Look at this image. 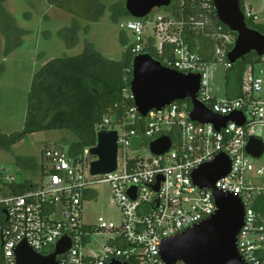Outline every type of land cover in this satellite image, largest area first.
<instances>
[{"label": "built area", "instance_id": "2783aa9c", "mask_svg": "<svg viewBox=\"0 0 264 264\" xmlns=\"http://www.w3.org/2000/svg\"><path fill=\"white\" fill-rule=\"evenodd\" d=\"M238 1L245 21L262 25L251 0ZM185 2L191 3V14H184ZM164 9L162 15H153L158 10L154 9L140 19L129 16L123 29L133 37L131 60L152 49L163 67L184 75L199 74L198 101L223 117L241 112L244 124L228 122L216 131L211 124L193 122L189 101H176L145 118L133 106L123 121L104 117L96 128L95 135L100 131L117 133V166L110 174H90V164L97 160L90 149L96 142L73 156L56 145L43 149L37 164L38 183L17 184L12 174L1 170V182L9 188L4 194L0 186L3 264H16L14 251L22 241L46 256L64 237L70 240V248L57 256L58 264H109L112 260L165 264L160 257L162 243L215 213L213 191L196 186L192 176L220 154L230 161V171L214 187L238 197L244 207L238 253L247 264H264V55L242 69L237 97L216 99L210 94L209 70L220 65L226 73L232 68L226 54L235 36L218 21L213 0H171ZM190 35L207 41L204 52L190 48ZM129 73L131 80V68ZM127 94L131 98L129 87ZM128 126L131 129H126ZM162 136L170 139L169 150L162 155L151 154L149 144ZM135 137L143 142L137 150L132 149ZM252 138L263 144L259 158L246 153ZM144 147L147 156L139 154ZM129 150L134 154L131 157ZM98 183L110 187L111 204L120 214L118 224L103 217L93 226L82 222L83 200ZM23 184L27 189L12 191ZM96 238L103 240L102 251L85 252Z\"/></svg>", "mask_w": 264, "mask_h": 264}, {"label": "rangeland", "instance_id": "374dc122", "mask_svg": "<svg viewBox=\"0 0 264 264\" xmlns=\"http://www.w3.org/2000/svg\"><path fill=\"white\" fill-rule=\"evenodd\" d=\"M52 1V2H51ZM125 0H8L4 3L6 12L14 26L0 29V146L8 138L20 134L26 113L27 97L32 78L48 61L60 57H72L83 52L86 44L104 58L119 61L123 53L133 43L132 35L123 29L129 16L114 21L111 7ZM254 9L260 13L264 26V0H251ZM167 12V11H166ZM165 9L155 10L162 15ZM76 32V43L66 31ZM210 94L216 99L225 97L222 66L212 67ZM76 138L65 130H49L26 135L8 149L0 147V171L12 174L17 182L38 183L39 170L25 168L20 160H34L38 164L41 152L45 148L57 145L64 152ZM123 152L121 151V154ZM128 156L134 154L127 151ZM139 154L147 156L146 147ZM263 161V160H262ZM24 162V161H23ZM2 193L8 186L1 182ZM93 196L83 200L82 222L96 225L97 218L103 217L114 224L120 222V214L111 204V191L106 183H98L91 188ZM103 240L93 239L85 252L98 254L102 251Z\"/></svg>", "mask_w": 264, "mask_h": 264}, {"label": "water", "instance_id": "95a60500", "mask_svg": "<svg viewBox=\"0 0 264 264\" xmlns=\"http://www.w3.org/2000/svg\"><path fill=\"white\" fill-rule=\"evenodd\" d=\"M171 0H125L124 8L133 18H143L154 9L167 8ZM218 21L234 36L235 41L226 54L232 65L254 55H264V34L248 27L241 12L238 0H213ZM130 96L137 114L145 118L151 111H161L170 104L189 101V118L199 124H211L219 131L228 122L239 126L245 122L241 112L223 117L212 113L198 101L201 76L184 75L167 69L149 53L134 57L130 62ZM143 145L141 138L132 140V149ZM171 146L168 137L162 136L148 146L153 155L166 153ZM246 153L259 158L263 153V144L258 139H250ZM90 154L97 158L90 164L91 175H106L115 171L117 166V133L100 131L96 134V146ZM230 171V161L220 154L209 165L198 168L193 173V183L201 189H211L216 211L208 219L187 229L183 233L164 241L160 248V257L165 264H247L237 250V237L244 226V207L238 197L219 191L214 187L217 180ZM157 189V187H155ZM70 240L62 238L54 247L53 253L41 255L34 252L25 241L15 249L16 264H58L57 256L67 252ZM109 264H124L112 260Z\"/></svg>", "mask_w": 264, "mask_h": 264}, {"label": "trees", "instance_id": "16d2710c", "mask_svg": "<svg viewBox=\"0 0 264 264\" xmlns=\"http://www.w3.org/2000/svg\"><path fill=\"white\" fill-rule=\"evenodd\" d=\"M8 0H0V29L3 23L6 27H13L14 22L4 8ZM59 2L60 0H53ZM52 2V1H51ZM190 2H185L183 12L191 14L193 9ZM111 17L114 21L128 16L124 3L111 7ZM248 27L264 34V26L246 21ZM71 36V43H76V32L66 31ZM188 43L191 49L200 53L206 50L207 41L198 36L190 35ZM131 46L123 53L119 61L104 58L97 52L92 44H86L83 52L72 57H60L48 61L32 78L27 97L26 113L23 129L20 134L8 138L5 145L15 144L26 135L49 130H65L73 134L76 142L69 144L68 153L73 156L83 149L94 146L96 142L95 131L104 117L112 121H123L133 107L127 91L130 81ZM149 53L158 59L154 50ZM254 55L237 63L226 71L224 81L225 97L235 98L239 95L241 72L247 63L259 62ZM131 129V127H126ZM57 146V145H56ZM24 161V162H23ZM20 165L35 170L34 160H20ZM28 185H18L12 191L21 192ZM0 248V264H3Z\"/></svg>", "mask_w": 264, "mask_h": 264}, {"label": "crops", "instance_id": "0c3cea01", "mask_svg": "<svg viewBox=\"0 0 264 264\" xmlns=\"http://www.w3.org/2000/svg\"><path fill=\"white\" fill-rule=\"evenodd\" d=\"M13 190V189H12ZM87 196H93V192H88Z\"/></svg>", "mask_w": 264, "mask_h": 264}]
</instances>
